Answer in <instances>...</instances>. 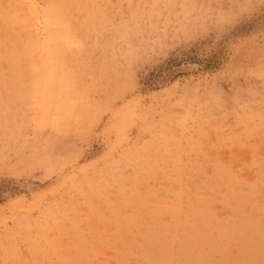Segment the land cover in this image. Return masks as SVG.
I'll use <instances>...</instances> for the list:
<instances>
[{"label": "rangeland", "instance_id": "obj_1", "mask_svg": "<svg viewBox=\"0 0 264 264\" xmlns=\"http://www.w3.org/2000/svg\"><path fill=\"white\" fill-rule=\"evenodd\" d=\"M0 264H264V0H0Z\"/></svg>", "mask_w": 264, "mask_h": 264}]
</instances>
